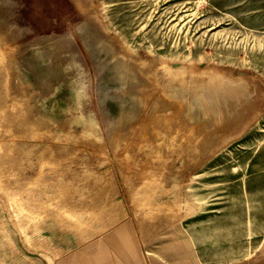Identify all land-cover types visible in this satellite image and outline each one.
<instances>
[{"label":"rangeland","instance_id":"374dc122","mask_svg":"<svg viewBox=\"0 0 264 264\" xmlns=\"http://www.w3.org/2000/svg\"><path fill=\"white\" fill-rule=\"evenodd\" d=\"M255 252L264 0H0V264Z\"/></svg>","mask_w":264,"mask_h":264},{"label":"crops","instance_id":"0c3cea01","mask_svg":"<svg viewBox=\"0 0 264 264\" xmlns=\"http://www.w3.org/2000/svg\"><path fill=\"white\" fill-rule=\"evenodd\" d=\"M248 264H264V254H260L257 252L253 253L251 255V258L248 260Z\"/></svg>","mask_w":264,"mask_h":264},{"label":"bare ground","instance_id":"6f19581e","mask_svg":"<svg viewBox=\"0 0 264 264\" xmlns=\"http://www.w3.org/2000/svg\"><path fill=\"white\" fill-rule=\"evenodd\" d=\"M4 1V0H3ZM190 113H192V112H190Z\"/></svg>","mask_w":264,"mask_h":264}]
</instances>
